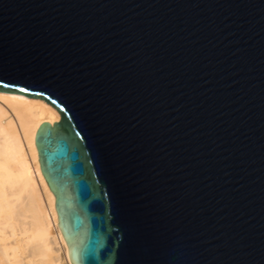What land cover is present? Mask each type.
Here are the masks:
<instances>
[{
    "label": "water",
    "instance_id": "95a60500",
    "mask_svg": "<svg viewBox=\"0 0 264 264\" xmlns=\"http://www.w3.org/2000/svg\"><path fill=\"white\" fill-rule=\"evenodd\" d=\"M0 92L71 264H264V0H0Z\"/></svg>",
    "mask_w": 264,
    "mask_h": 264
},
{
    "label": "bare ground",
    "instance_id": "6f19581e",
    "mask_svg": "<svg viewBox=\"0 0 264 264\" xmlns=\"http://www.w3.org/2000/svg\"><path fill=\"white\" fill-rule=\"evenodd\" d=\"M59 119L41 99L0 92V264H71L35 145Z\"/></svg>",
    "mask_w": 264,
    "mask_h": 264
},
{
    "label": "snow or ice",
    "instance_id": "6c2138e0",
    "mask_svg": "<svg viewBox=\"0 0 264 264\" xmlns=\"http://www.w3.org/2000/svg\"><path fill=\"white\" fill-rule=\"evenodd\" d=\"M4 87L7 88V87H9V85L8 84H5ZM23 90L24 89H21V91H23ZM53 103H55V101H53Z\"/></svg>",
    "mask_w": 264,
    "mask_h": 264
}]
</instances>
